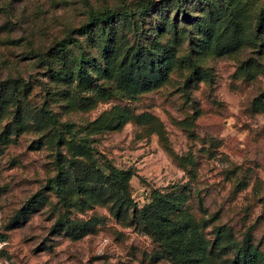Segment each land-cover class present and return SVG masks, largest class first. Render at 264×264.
Segmentation results:
<instances>
[{"label":"rangeland","instance_id":"rangeland-1","mask_svg":"<svg viewBox=\"0 0 264 264\" xmlns=\"http://www.w3.org/2000/svg\"><path fill=\"white\" fill-rule=\"evenodd\" d=\"M147 1L0 0V264H178L152 192L156 223L195 229L190 264H264V0ZM89 7L129 16L108 48L99 26L57 51ZM139 33L158 79L120 83Z\"/></svg>","mask_w":264,"mask_h":264},{"label":"trees","instance_id":"trees-1","mask_svg":"<svg viewBox=\"0 0 264 264\" xmlns=\"http://www.w3.org/2000/svg\"><path fill=\"white\" fill-rule=\"evenodd\" d=\"M183 0H160L159 2H155L152 0H148L146 5L141 7L142 12H148L151 7L156 6H165L170 4L180 5ZM127 10H123V12L119 13L117 11H111L106 9L103 12L96 11L89 7V16L86 24L82 25L80 28L70 31L67 38L60 42L57 46V51H61L62 49L67 48V46L72 45L73 41H69L72 39L73 35L78 36H86L91 33L97 27H101V34L105 45L110 47V43L116 35V25L118 20H121L123 17H128ZM115 27V28H113ZM141 33L136 35V42H134L133 49H126V53L128 55L125 56L124 61L126 62V66L120 75V83H122L126 77H128L132 72H136L138 76V82L143 86L146 85V82L143 78L149 77V79L156 81L158 76L155 78V72H160V60H157V54L147 45L142 46L139 44L141 42ZM237 42L236 35L233 34L231 40L228 42V47L234 45ZM147 67L148 72L144 71V68ZM79 72L82 73L83 69L80 67ZM152 81V82H153ZM97 90V92L103 97V90L97 87L93 88ZM122 176V178L120 177ZM110 177H112V181L122 188L118 187L117 193L120 196L119 201H123L128 203L126 189L123 187V182L125 180L124 173L116 174L114 170L111 171ZM66 180L65 177H61L56 175L51 181L53 188L58 192L62 190L60 183ZM152 202L144 207L141 210V218L144 224V227L151 232L154 237L160 242L167 253L172 257V259L178 264H190L193 261V258H189L187 256L188 251H191L193 248L197 247L198 236H196L195 229L188 224H175L172 225L169 218L164 217L165 222L167 224L156 223L152 218L154 212L155 205H163L168 206V201L164 199V197L157 193L152 192ZM177 233L180 235V240L178 242H172L170 240L172 233ZM2 240V236H0V241ZM203 248H197V251L202 252ZM244 261V264H259L263 262L261 254L254 248H247L243 253L240 254Z\"/></svg>","mask_w":264,"mask_h":264}]
</instances>
